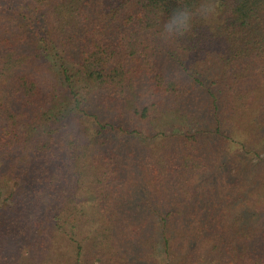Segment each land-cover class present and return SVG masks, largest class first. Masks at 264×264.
Here are the masks:
<instances>
[{
    "label": "trees",
    "instance_id": "trees-1",
    "mask_svg": "<svg viewBox=\"0 0 264 264\" xmlns=\"http://www.w3.org/2000/svg\"><path fill=\"white\" fill-rule=\"evenodd\" d=\"M0 0V264H264V0Z\"/></svg>",
    "mask_w": 264,
    "mask_h": 264
},
{
    "label": "clouds",
    "instance_id": "clouds-1",
    "mask_svg": "<svg viewBox=\"0 0 264 264\" xmlns=\"http://www.w3.org/2000/svg\"><path fill=\"white\" fill-rule=\"evenodd\" d=\"M216 7L217 5L214 0H202L195 9L187 6L177 8L173 11L167 22L163 24L161 38L169 40L183 36L191 29L194 16L207 18L215 14Z\"/></svg>",
    "mask_w": 264,
    "mask_h": 264
}]
</instances>
